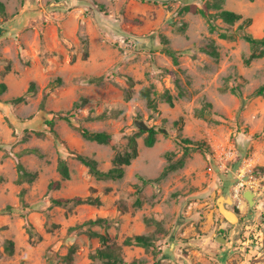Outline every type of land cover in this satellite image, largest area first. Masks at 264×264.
I'll return each instance as SVG.
<instances>
[{
	"label": "rangeland",
	"instance_id": "374dc122",
	"mask_svg": "<svg viewBox=\"0 0 264 264\" xmlns=\"http://www.w3.org/2000/svg\"><path fill=\"white\" fill-rule=\"evenodd\" d=\"M1 1L0 25L8 30L0 37V82L6 84L0 90V264H100L92 254L105 244L92 230L119 245L128 264H177L164 252L172 253L170 237L195 210L212 212V225L222 232L220 195L236 210L239 168L264 170V90L257 93L264 55L244 61L253 50L244 34L264 37V0ZM187 4L211 15L184 10ZM222 9L242 17L227 22L217 13ZM208 44L218 56L203 50ZM142 87L152 90L156 108L140 96ZM136 119L157 130L156 140L145 145L149 128L136 138L138 155L121 178H98L76 158L93 157L108 170L140 130ZM83 127L112 139H86ZM182 156L181 166L142 186L143 202L136 206L138 175L156 178ZM60 158L68 179L58 171ZM20 164L36 176L20 180ZM57 180L59 187H51ZM75 196L100 201H52ZM262 196H255L253 215L245 198L246 226L240 217L236 222L239 238L251 240L241 250L252 258L246 264H264ZM133 234H150L152 244H123Z\"/></svg>",
	"mask_w": 264,
	"mask_h": 264
},
{
	"label": "trees",
	"instance_id": "16d2710c",
	"mask_svg": "<svg viewBox=\"0 0 264 264\" xmlns=\"http://www.w3.org/2000/svg\"><path fill=\"white\" fill-rule=\"evenodd\" d=\"M217 6V5H215ZM184 10L188 11H193V12H200L203 16L209 17L211 14L207 11L206 8H198L195 4H187L183 6ZM0 10H4V4L0 0ZM225 21L233 23L236 20H239L242 15L233 11V10H228V9H222L219 12H217ZM245 23H250L251 18H246ZM244 38L252 45L253 50L251 53L248 55V57L244 60L245 63H249L252 59L256 57H260L264 55V37L262 38H254L250 34H244ZM203 50L207 51L213 56H218V51L216 49V46L213 44H208L203 46ZM173 57H175V54L173 51L168 50ZM60 78H57V81L60 82ZM132 81H130V87L129 90L126 91V98H129L133 92L131 88ZM31 87H33V83H31ZM6 89V84L4 82H0V90L3 91ZM264 90V85L260 87L257 91L258 94L263 93ZM152 90L149 87H142L139 91L140 96H142L149 107L156 108V98L151 96ZM164 98L166 101L172 105L173 104V97L170 93L165 92L163 94ZM23 97L19 96L14 98V101H21ZM84 101V100H83ZM211 105L210 103H208ZM60 118H64L65 120L70 122V118L67 115L64 114H58L57 115ZM102 116V115H101ZM50 124L53 123V119L48 121ZM145 130L140 129L130 135L128 139V149L123 151V152H116L115 155L112 158V167H110L108 170H101L98 168L97 165V160L94 159L93 157L81 154V153H75L76 158L84 164L87 168L88 171L95 175L98 178H111V179H117L121 178L124 174V165H129L131 163V160L134 159L138 155V148H137V137L143 133ZM81 135L89 140L96 141L98 143H109L112 139V136L110 133L106 131H94L90 130L86 127H83L80 129ZM156 133L157 130L154 127H150L148 129L147 135L144 137V143L147 146H152L156 140ZM184 162V157L182 156L181 158L177 159L173 163L167 164L160 175L156 178L153 179H148L145 178L144 176L138 175V178L142 181L141 185H137L135 189V200L134 204L136 206H140L143 202L142 196H141V189L142 186L147 184V183H154L158 181L160 178L165 176L168 172L171 170L176 169L177 167L181 166ZM19 168L21 169V176L20 180L23 179H28L32 180L36 176V172L28 171L26 170L21 164L19 165ZM58 171L62 177V179H68L70 177V171L67 165V162L64 158H60L58 161ZM60 185L59 180L51 182L50 186L53 188H58ZM53 203L55 205H60V206H68L70 203L72 204H80L84 202L88 203H99L100 199L98 197L95 198H86L83 199L80 196H75L71 198H65V197H58V198H53L52 199ZM154 222H159V221H154ZM90 235L92 236H98L102 242H104L105 247L104 248H98L95 253L92 254V257H99L101 259L100 264H128L123 261V259L120 256V251L119 245H116L114 243L107 244V237L105 235L99 234L96 231H90ZM9 243H12V241H9ZM123 244L129 245V244H136V245H141L144 247H148L152 244V236L150 234H133L126 236L123 240ZM9 247V246H8ZM10 250L11 246L9 247ZM73 252H74V247L70 249L68 254L66 255V258L68 260H72L73 258ZM131 264H137L136 260H133Z\"/></svg>",
	"mask_w": 264,
	"mask_h": 264
},
{
	"label": "crops",
	"instance_id": "0c3cea01",
	"mask_svg": "<svg viewBox=\"0 0 264 264\" xmlns=\"http://www.w3.org/2000/svg\"><path fill=\"white\" fill-rule=\"evenodd\" d=\"M192 216L193 220L189 216L181 220L177 235L170 237L172 253L164 252V258L177 260V264H246L248 260L252 261L251 257H245L246 254L242 257L245 252L241 250L245 251L251 240L239 238L237 223H231L222 215L223 220L219 223L222 232H218L212 225V212L195 210ZM219 233L226 238V243L217 241Z\"/></svg>",
	"mask_w": 264,
	"mask_h": 264
},
{
	"label": "built area",
	"instance_id": "2783aa9c",
	"mask_svg": "<svg viewBox=\"0 0 264 264\" xmlns=\"http://www.w3.org/2000/svg\"><path fill=\"white\" fill-rule=\"evenodd\" d=\"M244 189L256 191V197L264 195V170L254 171L251 167L245 164L241 166L237 172V181L232 189V197L235 203V211L241 219L246 213L244 206L245 197L242 194ZM263 204L264 201H262V199L258 201L257 207L262 209L260 214L263 211ZM244 218L242 219V225L246 226L247 221Z\"/></svg>",
	"mask_w": 264,
	"mask_h": 264
},
{
	"label": "water",
	"instance_id": "95a60500",
	"mask_svg": "<svg viewBox=\"0 0 264 264\" xmlns=\"http://www.w3.org/2000/svg\"><path fill=\"white\" fill-rule=\"evenodd\" d=\"M8 30V27L6 26H3V25H0V37H2ZM135 125L137 128L139 129H143V130H147L149 128V126L141 119H136L135 120ZM242 194L243 196L247 199L248 203H249V215H253L254 213V209H253V205L255 204L256 202V191L254 190H251V189H244L242 191ZM248 194V195H247ZM247 195V196H246ZM220 198L224 200V197L223 195L221 194L220 197L218 198V207H219V211L221 212V214L228 220L230 221L231 223H236L237 220H238V216L236 214V212L227 207L225 204H224V201H220ZM226 199V198H225ZM226 201H231V199H226ZM224 209H223V208ZM217 241L219 242H223V243H226V238L221 234L219 233L216 237Z\"/></svg>",
	"mask_w": 264,
	"mask_h": 264
},
{
	"label": "bare ground",
	"instance_id": "6f19581e",
	"mask_svg": "<svg viewBox=\"0 0 264 264\" xmlns=\"http://www.w3.org/2000/svg\"><path fill=\"white\" fill-rule=\"evenodd\" d=\"M223 208V207H222ZM224 209V208H223Z\"/></svg>",
	"mask_w": 264,
	"mask_h": 264
},
{
	"label": "clouds",
	"instance_id": "9594fccd",
	"mask_svg": "<svg viewBox=\"0 0 264 264\" xmlns=\"http://www.w3.org/2000/svg\"><path fill=\"white\" fill-rule=\"evenodd\" d=\"M236 212V211H235Z\"/></svg>",
	"mask_w": 264,
	"mask_h": 264
}]
</instances>
